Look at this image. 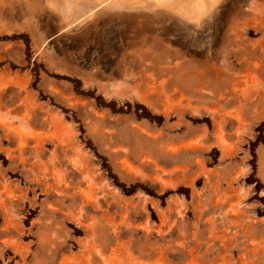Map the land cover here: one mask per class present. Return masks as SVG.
I'll use <instances>...</instances> for the list:
<instances>
[{"label":"rangeland","instance_id":"1","mask_svg":"<svg viewBox=\"0 0 264 264\" xmlns=\"http://www.w3.org/2000/svg\"><path fill=\"white\" fill-rule=\"evenodd\" d=\"M12 2L0 119L41 141L0 129V264H264V0H239L231 29L220 11L211 58L208 30L168 36L203 70L154 65L148 93L73 72L83 37L47 9L21 27ZM46 114L68 126L66 156Z\"/></svg>","mask_w":264,"mask_h":264},{"label":"bare ground","instance_id":"2","mask_svg":"<svg viewBox=\"0 0 264 264\" xmlns=\"http://www.w3.org/2000/svg\"><path fill=\"white\" fill-rule=\"evenodd\" d=\"M99 1L101 2L99 12H90L89 14L79 13L78 17L77 15L73 17L70 15L74 6L72 4H67L66 6L68 7L69 11V19L67 21L66 29L69 31L77 30L87 24L88 21L94 19L101 12L105 13L108 10H114V18H116L119 22V29L116 26L112 30H114L115 32L117 30L119 32L120 44L117 42L119 44V46H117L118 48L115 46V44H113L111 47H109V49L112 50L114 46L116 47V50L118 51V64L123 65V63H125L128 64L127 67L135 65L136 69L141 68L142 70L147 72L152 71L154 69V65L161 66L160 64L164 65L166 63H174V69L178 70L181 74L194 75L202 72L201 70H203V68H200L199 64L204 65V61L197 59L198 57H195L194 60L191 59V66L184 69L180 68V66H183L184 61H190H183L185 55L194 54H186L183 50L185 48L183 45V47L174 46L172 42L168 41L167 37L170 35L185 34L187 38L189 37L192 39L191 42H201L200 40H197L196 36L199 35V31L208 30L209 33L205 34L204 36L206 37V39L202 38V41H204V43L206 44L204 46V49H208L204 52V55L211 58V52L214 48L215 40V33H213V28L216 30L217 26L214 22L217 23V17L221 15L219 14L221 10L229 9L228 16L225 19L226 22L220 21V23H222V28L228 27V29H231L234 25L233 23H235L236 20L233 18V20L229 19V16H231L234 11H238L236 3H238L239 0ZM1 3L2 1L0 0V5ZM59 4L60 3L58 0L52 1L53 8L59 9ZM124 10H128V12ZM99 19H101V17ZM122 20H124V22H122ZM189 24H191L193 27H191V25ZM120 29H122L123 31L126 30L127 33L120 35ZM110 34L111 32L108 33L109 36H111ZM115 34H117V32ZM219 36L220 35H218V37ZM107 42H109V40ZM179 42L180 37L178 43ZM130 59L131 61L130 63H128ZM185 59L187 58L185 57ZM85 61H87V59ZM143 66L145 68H143ZM129 67L127 70H130ZM169 69L172 68L169 67ZM0 129L13 133L17 141L19 140V142L21 143L22 141H26L32 138H34L37 142L41 141L40 134L24 133L14 122H5L0 119Z\"/></svg>","mask_w":264,"mask_h":264},{"label":"crops","instance_id":"3","mask_svg":"<svg viewBox=\"0 0 264 264\" xmlns=\"http://www.w3.org/2000/svg\"><path fill=\"white\" fill-rule=\"evenodd\" d=\"M1 1L2 3L0 5V10H4V7L7 4L13 5L12 0H1ZM18 1L27 11L25 12L27 14L24 15V18L22 22L20 23L21 27L24 26L26 28H30L31 30L33 29L34 32L38 31L35 28L36 26L34 24V21L36 20V17L38 15H40L41 13H43V11L47 9V10H50L51 12L56 13L59 17V22L57 25V32H61V33L67 32L69 34H79L80 36L83 37L84 41H83V44L79 47V49H82L84 52L86 48H89L87 49L88 56L85 55V57L83 58V61L86 62V64L83 66L75 65L72 68L73 72L86 74L88 76H96L100 78H105L108 72L111 71V73L114 74L116 79H118V81L120 80L119 84L125 83L126 79L128 78H132L135 80L134 85H133L134 89H137V90H140L146 93L152 91L151 90L152 86L150 84V71L146 72L142 70L141 68H139L138 72L139 74H142V76H135L136 75L135 71H137V69L135 68V65L134 66L131 65V67L128 66L130 70H127L128 64L123 63L122 65V64L117 63L118 51L116 50V47L119 46L120 44V38H119V32L116 30L117 34H115L116 32L112 30L116 26L119 29V25H118L119 22L116 18H114L115 17L114 16L115 12H113L114 10L113 11L108 10L105 13L101 12L94 19L88 21L87 24H85L84 26H82L81 28L77 30H71L72 31L71 32L66 29L67 21L69 19V14H68L69 11L66 5L72 4L74 7L70 15L72 17L77 15L78 17L79 13L89 14L90 12H96V13L99 12L100 6H101V2L99 0H58L60 3L59 9L53 8L52 1L54 0H18ZM86 3L89 4L90 6L89 8H86L85 6ZM124 11L128 12V10H124ZM100 17L101 19H99ZM122 22H124V20H122ZM111 24H114V25H111ZM109 32H111L110 34L111 36L108 35ZM124 33H127V31L126 30L123 31L122 29H120V35ZM108 40L109 42H107ZM113 44H115L116 47L114 46L113 49L110 50L109 47H111ZM47 47H48V44L46 45V48ZM70 56L71 55H69V57ZM104 58H109L111 62L114 63L113 66H106L104 64H101L103 63ZM86 59L87 61H85ZM89 60H90V63L88 62ZM130 61L131 59L128 61V63H130ZM143 68L145 67L143 66ZM130 85H132V83ZM44 118H46V119H43L46 121L45 122L46 126L44 125V123H42L41 126L42 128L44 127L46 128L42 131H45L47 134H52V133L60 134L59 143L61 144L62 149H64L63 153L66 156L67 150L65 149L66 145H65V141L63 140L64 139L63 134L68 131V126L65 125L64 122H62L60 118L59 119L53 118L49 114H46ZM47 127H50L51 129L48 130ZM50 131H53V132H50ZM67 133H69V131Z\"/></svg>","mask_w":264,"mask_h":264}]
</instances>
